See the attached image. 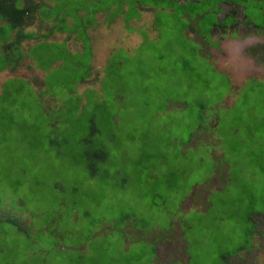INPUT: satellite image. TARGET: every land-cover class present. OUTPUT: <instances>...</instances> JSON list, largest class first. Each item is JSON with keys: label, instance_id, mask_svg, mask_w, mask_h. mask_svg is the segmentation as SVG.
<instances>
[{"label": "rangeland", "instance_id": "374dc122", "mask_svg": "<svg viewBox=\"0 0 264 264\" xmlns=\"http://www.w3.org/2000/svg\"><path fill=\"white\" fill-rule=\"evenodd\" d=\"M245 1L211 37L60 1L62 41L0 73V264H264V27L242 23L264 2Z\"/></svg>", "mask_w": 264, "mask_h": 264}, {"label": "trees", "instance_id": "16d2710c", "mask_svg": "<svg viewBox=\"0 0 264 264\" xmlns=\"http://www.w3.org/2000/svg\"><path fill=\"white\" fill-rule=\"evenodd\" d=\"M60 1H63L68 5H70L71 3V0H0V31L8 33L11 32L8 38H0V55H5V57L4 55L2 56L5 58V63L3 66H1L0 71L8 66V64L10 65L14 62L12 60V54L17 53V63L24 57V55L21 54L20 46H22V43L25 40L36 37V39L39 40L44 38V41H46L48 36H52L57 33L64 34V30H61L59 28V25L62 22L68 23L69 16L67 14L68 12L62 15L61 8H63L64 5L60 4ZM221 1L223 0H186L184 3H179L175 0H113L112 5L116 7L114 9V17L120 15L123 12V19L126 22L131 21V18L132 20L135 18H139L137 5V3H139L141 6L150 8L155 11H168V13H170L169 11H171L176 20H187L188 22L193 21L195 22V26H193L192 23L189 22V26L192 27V29L195 27L196 32L199 31L200 34L208 32L211 36V30L214 25L224 23L228 25L232 24L233 22V18L231 15H228L221 21L218 19V13L220 10L218 8V4L221 3ZM235 2L243 4L246 1L235 0ZM257 2L261 3L264 2V0ZM125 5L130 7V9H134L136 16H124V13L127 9L126 7L124 11ZM258 10L260 11V16L256 19V22L258 23L257 24L254 20H252L253 17H249L248 15H246L245 6L243 10L245 22L247 23V25H250L251 22H254L255 24H257L258 28H263L264 6H258ZM93 13L96 14L99 12L94 11ZM197 20H199V22L201 21L198 26H196ZM58 23L60 24L57 26ZM42 24L47 31L46 34H38L37 32H35L37 31V28H40V26L43 27ZM81 27L82 26H80L79 28ZM154 28L156 30V26ZM29 29H31L32 33H30V31H27ZM84 29L87 28L84 27ZM11 35L14 37H12ZM7 221H11L12 223H14L10 224L12 227L19 225L16 224L15 220Z\"/></svg>", "mask_w": 264, "mask_h": 264}, {"label": "crops", "instance_id": "0c3cea01", "mask_svg": "<svg viewBox=\"0 0 264 264\" xmlns=\"http://www.w3.org/2000/svg\"><path fill=\"white\" fill-rule=\"evenodd\" d=\"M27 31H29V30H27ZM35 32H37L38 34H46L47 33V31H46V29H44V30H37V31H35ZM60 35H62V34H59V33H57V34H54V35H52V36H48L47 37V39L46 40H48V41H51V38L53 37V41H55V42H57V43H60L62 40H60V39H57L56 37H58V36H60ZM54 36H56V37H54ZM57 39V40H56ZM44 41V38L43 39H41V40H39V39H36V37H32V38H30V39H28V40H25L23 43H22V46H21V48H20V51H26V48L28 47L29 48V50L30 49H33V48H36L37 46L35 45L36 43H41V45L44 43L43 42ZM32 44V45H31ZM40 45V46H41ZM44 45V44H43ZM22 54V53H21ZM24 55V54H23ZM17 58H18V56L16 55L15 57H12V60L14 61L12 64H8V66H6L2 71H0V73H2L3 71H5L6 69L7 70H9L10 71V69H11V71H13V70H17V67H19L20 66V64L22 63V62H25V60L27 59L28 61L30 60V58H28V56H26V55H24V57L17 63ZM32 62V61H31ZM31 64H33V62L31 63ZM10 68V69H9ZM35 72H39V73H41L40 72V68H35ZM42 74V73H41ZM10 79H12V78H9V79H7V81L8 80H10ZM5 83H6V81H5ZM5 83H3L4 85H5ZM3 85V86H4ZM3 86L1 87V91H2V88H3Z\"/></svg>", "mask_w": 264, "mask_h": 264}, {"label": "flooded vegetation", "instance_id": "af4514ba", "mask_svg": "<svg viewBox=\"0 0 264 264\" xmlns=\"http://www.w3.org/2000/svg\"><path fill=\"white\" fill-rule=\"evenodd\" d=\"M226 1H228V0H223V1H221V2H226ZM237 1H245V0H237ZM233 2L235 3V4H237V5H239L240 3H237V2H235V0H233ZM242 6V5H241ZM243 7V10H244V6H242ZM230 15V14H229ZM242 15H243V20H242V23L245 25L244 27H247V28H252V26L253 27H257L258 28V26L255 24V23H253V22H251L250 23V25H247V23L245 22V16H244V14H243V11H242ZM228 16V15H227ZM232 16V15H231ZM232 18H233V22L232 23H234V21H235V19H234V17L232 16ZM241 24V23H240ZM219 24H216V25H214V26H218ZM193 30V29H192ZM196 32V31H195ZM199 36H200V32L199 31H197L196 32ZM211 37V36H210Z\"/></svg>", "mask_w": 264, "mask_h": 264}, {"label": "bare ground", "instance_id": "6f19581e", "mask_svg": "<svg viewBox=\"0 0 264 264\" xmlns=\"http://www.w3.org/2000/svg\"><path fill=\"white\" fill-rule=\"evenodd\" d=\"M188 1V0H187ZM9 2V1H8ZM16 2V1H15ZM21 2V1H20ZM43 3V2H42ZM19 7V6H18ZM35 7V6H34ZM4 9V8H3ZM63 10V9H62ZM41 13V12H40ZM42 15V14H41ZM84 15V14H83ZM42 20V19H41ZM131 20H132V18H131ZM34 21V20H33ZM54 24V23H53ZM120 26V25H119ZM41 27V26H40ZM108 27V26H107ZM63 33V32H62ZM2 34V33H1ZM69 34V33H68ZM2 36V35H1ZM17 39V38H16ZM124 40V39H123ZM19 44V43H18ZM32 45V44H31ZM41 47V46H40ZM105 50V49H104ZM53 53V52H52ZM53 56V55H52ZM101 56V55H100ZM263 56V55H262ZM56 58V57H55ZM65 59V58H64ZM67 59V58H66ZM39 60V59H38ZM42 61V60H41ZM44 61H45V59H44ZM48 61V60H47ZM98 62V61H97ZM40 63V62H39ZM261 63V62H260ZM64 64V63H63ZM41 66V65H40ZM69 67V66H68ZM27 68V67H26ZM46 69V68H45ZM53 74V73H52ZM49 78V77H48ZM47 79V78H46ZM48 80V79H47ZM42 84V83H41ZM208 177V176H207ZM216 177H217V175H216ZM206 179V178H205ZM204 181V180H203ZM210 181V180H209ZM219 186V185H218ZM215 190V189H214ZM221 190V189H220ZM213 192V191H212ZM207 201V200H206ZM203 204V203H202ZM178 215V214H177ZM180 216V215H179ZM141 228V227H140ZM97 231V230H96ZM124 233V232H123ZM120 237V236H119ZM122 240V239H121ZM87 246H88V244H87ZM132 246V245H131ZM106 247V246H105ZM129 248V247H128ZM130 255H131V253H130ZM131 257V256H130ZM137 263V262H136Z\"/></svg>", "mask_w": 264, "mask_h": 264}]
</instances>
